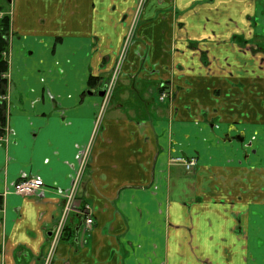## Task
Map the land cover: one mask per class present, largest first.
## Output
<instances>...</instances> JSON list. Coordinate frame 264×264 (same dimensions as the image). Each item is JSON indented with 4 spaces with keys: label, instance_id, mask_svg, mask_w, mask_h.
<instances>
[{
    "label": "crops",
    "instance_id": "0c3cea01",
    "mask_svg": "<svg viewBox=\"0 0 264 264\" xmlns=\"http://www.w3.org/2000/svg\"><path fill=\"white\" fill-rule=\"evenodd\" d=\"M9 12L0 264H264V0H12ZM26 178L43 189L17 194Z\"/></svg>",
    "mask_w": 264,
    "mask_h": 264
},
{
    "label": "built area",
    "instance_id": "2783aa9c",
    "mask_svg": "<svg viewBox=\"0 0 264 264\" xmlns=\"http://www.w3.org/2000/svg\"><path fill=\"white\" fill-rule=\"evenodd\" d=\"M132 36H128L126 39V42L122 48V54L121 56L118 57V60L116 62V67H115V74L114 77L111 79L110 83L108 85H106L105 87V94L103 97V106L101 108L100 114L98 116V119L96 121V127H98L101 124V116L103 114V111L105 110V108L107 107V105L109 104L113 92H114V87H115V83L117 78L119 77V75L122 72V67L126 62V56H127V50L128 47L130 46V41L132 40ZM171 95L170 93L167 92H163L161 95V100H166V98H169ZM171 98V97H170ZM1 129V126H0ZM0 138H3V136H0ZM181 163H183V165L185 166L186 170H191L193 169L197 163L194 159L191 160H183V159H178ZM80 180V175H79V179L77 182H79ZM44 187V182L43 180L39 179V178H26L23 179L21 181H19L17 184H15L14 186V190L17 194L21 195V196H34L37 193L40 192L41 189H43ZM68 209L67 211L65 210V216L68 213ZM80 214L83 217L84 220V227L86 230H90L92 229V227L95 224L94 221V216L92 213V208L91 205L89 204H85L81 210H80ZM64 220V219H63ZM62 233H63V224L56 230V232L54 233V243L58 244L61 237H62Z\"/></svg>",
    "mask_w": 264,
    "mask_h": 264
},
{
    "label": "trees",
    "instance_id": "16d2710c",
    "mask_svg": "<svg viewBox=\"0 0 264 264\" xmlns=\"http://www.w3.org/2000/svg\"><path fill=\"white\" fill-rule=\"evenodd\" d=\"M9 4L6 0H0V124H4V104L2 105V97L6 94L8 79L6 73L8 72V61L6 55L9 48V32L11 25V17L8 15ZM5 132L1 128L0 136L4 135Z\"/></svg>",
    "mask_w": 264,
    "mask_h": 264
},
{
    "label": "rangeland",
    "instance_id": "374dc122",
    "mask_svg": "<svg viewBox=\"0 0 264 264\" xmlns=\"http://www.w3.org/2000/svg\"><path fill=\"white\" fill-rule=\"evenodd\" d=\"M136 9H137V10H136V14H135V16H141V12H142L141 10H142V9H138V8H136ZM8 12H9V9H8ZM9 13H10V12H9ZM0 15H2V14H0ZM136 21H137V22L139 21V17H137V20H136ZM10 28H11V27H10ZM10 34H11V32H9V35H10ZM130 45H131V43H130ZM129 49H130V46L128 47V50H127V56H128V51H129ZM122 52H123L122 49H121V51L118 52L117 60H118V57L121 56ZM127 56H126V57H127ZM117 60H116V62H117ZM115 64H116V63H115ZM114 91H115V87H114ZM113 94H114V92H113Z\"/></svg>",
    "mask_w": 264,
    "mask_h": 264
},
{
    "label": "water",
    "instance_id": "95a60500",
    "mask_svg": "<svg viewBox=\"0 0 264 264\" xmlns=\"http://www.w3.org/2000/svg\"><path fill=\"white\" fill-rule=\"evenodd\" d=\"M6 2L8 3V4H11L12 3V0H6ZM104 91L102 90V91H100L99 93H98V95L100 96V97H104Z\"/></svg>",
    "mask_w": 264,
    "mask_h": 264
},
{
    "label": "flooded vegetation",
    "instance_id": "af4514ba",
    "mask_svg": "<svg viewBox=\"0 0 264 264\" xmlns=\"http://www.w3.org/2000/svg\"><path fill=\"white\" fill-rule=\"evenodd\" d=\"M105 86H106V85H105ZM105 86H104V88L102 89V90L104 91V93H105V88H106ZM102 90H101V91H102ZM112 96H113V95H112ZM196 166H197V165H196Z\"/></svg>",
    "mask_w": 264,
    "mask_h": 264
}]
</instances>
